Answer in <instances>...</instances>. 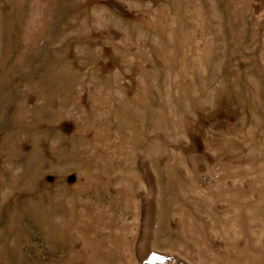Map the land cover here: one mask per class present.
<instances>
[{"label":"rangeland","instance_id":"1","mask_svg":"<svg viewBox=\"0 0 264 264\" xmlns=\"http://www.w3.org/2000/svg\"><path fill=\"white\" fill-rule=\"evenodd\" d=\"M127 1L139 3L141 6L149 4L151 10L179 18L186 2H193L117 0V3L123 5ZM213 1L221 27L219 30L212 27L207 29L206 35L213 44L203 55L191 42V32L186 25L183 29L177 26L174 34L175 39L184 45L187 43V47H183L181 52L170 53L171 46L165 34L141 27L139 18L128 20L114 12L113 18L119 33L131 34L135 38L137 31L132 30L141 29L149 39L160 35L163 53L170 55V62L165 65L156 59L152 50L148 57L146 53L142 58L138 55L134 58V50L128 48V57H133L134 60L127 70L119 55L116 56L107 49L106 33L96 34L84 26V23L90 22L91 10L98 6L96 3L88 4L85 0H47L46 4L42 3L44 7L42 5L40 8L44 13L39 20L42 25L38 23V29L42 32L44 26H48L50 40L28 57L27 71L18 74L9 69L21 53L22 47L27 44L36 46L38 42L36 37L27 43L23 38L31 0H0V264H84V261L73 255L72 243L74 237L82 240L92 239L96 227L106 230L109 234L112 229H132L134 234L130 240L131 251H146V255L152 259L150 261L144 255L147 260L141 256L142 262L136 258V264H163V258L166 259H163L166 261L164 264H171L172 261L173 264H196L193 251L182 249L180 236L168 229L169 221L171 222L174 216H181L184 209L180 207L182 202L181 206L192 210H188L189 214L202 226H207V214L210 216L211 225H215L217 232V235L208 240L212 253L222 254L223 251L226 252V247L231 248L233 244H237L236 257L231 253L228 256L224 254L225 257L222 255L218 263L230 259L233 263L242 264L240 245L249 242L251 246H247L249 250L251 248V252H262V258L255 264H264V201L258 206L255 225L245 226V232L243 231L235 241L231 230L233 225H237L238 231L240 226L243 227V218L247 219L248 216L242 206L258 204L259 189L260 192L264 191V186L258 185L259 182L264 184V0ZM200 3L207 17L209 0H201ZM52 8L55 19L49 23L44 16ZM149 43V40L145 42L146 50L151 48ZM104 48L108 51L105 52ZM96 50L100 53L97 54ZM142 61L146 64L144 72L140 68ZM114 74L117 76L116 86L112 80ZM91 80L97 81L100 86L119 87L125 91L130 126L125 124L123 108L115 101L108 102L106 106L99 105L95 109L90 103L78 101L77 93L71 92L72 81L87 84ZM177 88L183 93L176 94ZM142 90H146L144 96L140 93ZM63 99L65 102H62ZM155 99L169 110L175 111L178 118L177 123L173 124L166 112H163L164 116L159 125V130L164 133L162 134L166 139L176 140L175 144L181 151L174 155L170 163L167 160L172 158L169 152L162 158L154 155L152 140L147 135L151 123L154 125L156 122L151 113L155 108ZM73 105L76 106L75 109L72 108ZM63 108L66 109L65 119L60 118V110ZM70 108L74 116L68 117ZM96 109L107 110L108 117L104 123L94 118ZM218 109H222V113ZM79 115L83 117L85 129L78 126L75 116ZM139 119H143V131ZM127 127H131L136 133L133 139L136 140L133 143L135 152L137 155L144 153L143 155L148 156L159 175L160 210L164 223L161 222L157 227V244L154 247H151L150 241V247L148 242H142L148 220L142 212L143 202L139 195L136 191L131 192L136 194L127 195L114 187L126 176L130 168L129 174L139 175L138 165L128 168L116 162L110 164L107 160L110 152L106 151V148H113L116 135L124 141ZM100 128L103 129L102 134L99 132ZM163 146L168 148L166 143ZM92 150V159L97 161V166L106 167L109 176L113 172L119 174V179L114 176H111L110 180L104 179L103 183L108 182L105 183L108 192L103 189L105 192L99 190L92 194L80 193L71 186L74 182L73 174L66 177L54 172V168L72 163L75 165L74 170L78 168L77 171L90 173L93 164L89 162L87 155ZM216 162L226 163L234 168L245 166L246 169H241L234 178L229 177L231 175L223 178L224 176L211 172ZM8 166L23 168L22 176L14 186L10 180ZM180 167L191 172V183L182 180ZM232 181L237 184H232ZM216 182H223L225 190H241V195L245 196L243 202L229 192L220 196L214 194L212 188ZM9 189L11 191L5 193L3 201L1 195ZM141 189L146 191L145 193L150 192L147 183H143ZM63 197L64 202L58 203L57 200ZM66 198L75 203V208L66 207ZM131 198H136L139 202L135 199L132 202L135 203V208L125 209L124 203L132 201ZM86 200L91 203L82 206L87 215L94 216L96 208L105 207L107 210L104 218L95 216L98 218L91 227L84 226L83 216L79 212L80 203ZM192 203L198 205V213L190 207ZM236 209L238 210L235 213ZM224 214H227L226 218ZM117 220L123 224L117 226ZM62 226L65 229L62 230ZM66 227L69 234H74L73 241L66 234ZM257 229L262 230L261 249L252 243V232L258 231ZM243 234L244 240L247 237L246 243L242 240ZM148 250L157 252V257L147 253ZM134 252L133 254H136ZM159 253L162 256L158 257ZM94 260L102 264H126L119 255L104 252L96 254ZM248 261L250 260L243 264H248ZM250 262L249 264H252Z\"/></svg>","mask_w":264,"mask_h":264},{"label":"bare ground","instance_id":"2","mask_svg":"<svg viewBox=\"0 0 264 264\" xmlns=\"http://www.w3.org/2000/svg\"><path fill=\"white\" fill-rule=\"evenodd\" d=\"M45 1L47 2V0H31V2H30L31 4L29 7V19H28L25 31H23L24 32L23 38H24V41L27 43L36 37V40L38 42L36 44L34 43L36 46H27V45H29V44H27L26 46L22 47L21 53L19 54L17 59L14 61L12 68L9 69L10 71H13L12 73H18V74L25 73L28 69V66H27L28 57H30L32 54H34V52L36 53V51L40 47H43L46 44H48V42L50 40V34H49V29H48L49 27L48 26H44V31H42V32L38 29L39 28L38 27L39 20L42 18L43 13H44L43 9L41 10L40 8H42L41 7L43 5L42 3H44ZM85 1H87L88 4L89 3L90 4L96 3L98 5L97 8L94 7V9L91 10V16H90L91 19H90L89 23H84L85 28H87L88 30H90L96 34H101L102 32L106 33L107 46H108L107 49L108 50L110 49V51H112L116 56L119 55V57L122 59L123 64L127 70L130 69L131 63L134 60L135 55H138L140 58H142V56H144V54L147 53V57H148V54H150L151 50H152L153 51L152 54H154L156 56V59L158 58L165 65H167L170 62V58H168V56H170V55H166L163 53V47H161V38L162 37L160 38V35H154L152 37H151V35H149L151 37V39H149L147 34H145L146 32L143 31L144 32L143 33L141 29L132 30L135 32L137 31L135 38H133V35H131V34L130 35H123L122 32L119 33L118 25H117L115 19L113 18L114 12H118L121 16H123L124 18H126L128 20H131L134 18H139L140 23H141L140 24L141 27L144 26V27H147L148 29H151L153 32L158 33V31H159V32H162V34H165L166 40L169 42V45L171 46V52L170 53L181 52L182 48L187 45V43H186V45H184L183 42H181V41L178 42L175 39L176 36L174 34L175 33L174 29L177 26H179V27H181V29H183L186 25V27L191 32V36H190L191 42H193L195 44V46L197 47V49L199 51H201L202 55H203V53L208 52L207 50L213 44V43L211 44L210 41L208 40V37L206 35L207 29L209 27H212L216 30H219L220 29L219 27H221V23H220L218 17H216L215 4H214L213 0H209V12H208L209 14H207V17L202 10L201 3H200L201 0H192L193 2H191V3L186 2L185 6L183 8L182 15L180 16L181 19L175 15L171 17V16H167L165 13L155 11V10H151V8L148 6L149 4L147 6H144V5L141 6L139 3H135V2L133 3V2L127 1V2L123 3V5L122 4L119 5V3H117V0H85ZM46 2H45V4H46ZM143 6L146 10L145 9L143 10ZM43 7H44V5H43ZM46 7L47 6L45 5V8ZM45 10H47V9H45ZM0 17H1V15H0ZM44 19H46V22L48 21L49 23L54 21L55 16H54V9L53 8H52V10L51 9L49 10L48 14H45ZM1 24L2 23H1V18H0V27H2ZM39 24L42 25L41 23H39ZM126 32H129V31H126ZM94 33H93V35H95ZM0 37H2V36H0ZM147 40H149V42H150L149 44H151V48L149 50H146L147 48L144 47L145 42H147ZM211 42H213V41H211ZM128 48H132L134 50V54H133L134 58L128 57ZM107 49L104 48L105 52L108 51ZM96 51H97V54L100 53L99 50H96ZM143 61H145V60H143ZM140 68H141V71L144 72L146 69V64L143 62L140 65ZM112 80L116 86V81H117L116 74H114L112 76ZM140 81L142 82V78H140ZM172 82H174V81H172ZM71 86H72L71 92L74 91L79 96L78 101L90 103V106L94 109L96 107H98L99 105L100 106H106V104L108 102L110 103L112 101H115L120 107L123 108V118L125 120V124L129 125V119L127 117V112L129 111V107L127 105H125V103H126L125 101L127 100L126 99L127 96H126L125 91H122L121 89H119V87L113 88L112 86H106V85L100 86V84L95 80H91L87 84L83 83L82 81H74V82L72 81ZM144 87L145 86L143 84V88ZM140 93L144 96V94L146 93V90H142ZM175 93L180 95L183 92L177 88L175 90ZM64 100L65 99H63L62 102H65ZM42 102H43V100H41L40 103H42ZM154 103H155V108L153 111H151V113H152L153 119H155L156 122L154 125L151 123L150 128L147 131V135L152 140L153 148L155 151L154 155H156L159 158H162L167 152H169L172 155L171 159L170 158L167 159L170 163L171 160L174 159V155L178 154V152L180 153L181 151H179L178 147L175 144L176 140H171V141L169 140L168 141L166 139L165 135H163L164 133L159 130L160 129L159 125H160L161 120L164 116L163 112H166V114L173 121V124L177 123L178 118H177L175 111L169 110L161 102H159L157 99H155ZM72 108L75 109L76 106H74ZM96 110L97 111L94 112V118L96 120H98L99 122H103L105 119H107V117H108L107 110L106 111L105 110L103 111V109L102 110L96 109ZM203 110H205V109H203ZM218 111L222 113L223 110L218 109ZM60 113H61L60 114L61 119L64 117L66 118V109L65 108H63L62 111L60 110ZM67 116L68 117L74 116V113L71 110V108L68 110ZM75 117H76L78 126L83 127L82 129H85L84 128L85 127L84 126V120H83L82 115L75 116ZM139 120H140L141 129L143 131V127H144L143 119H139ZM130 124H131V122H130ZM102 130L103 129L99 130V132L101 133ZM193 130H194V128H193ZM96 134H97V132H96ZM134 136H136V133H135V131H133L131 129V127H127L126 137H125L124 141H122L119 138V136L116 135V137H115L116 141H114L113 148H106V151L110 152V154L107 155L108 156L107 160L110 164H113L116 162V163L120 164L122 167H128V168L131 166L133 167L134 165H138L137 167H139V169H140V172H138L139 175H137L135 173L129 174L128 172L130 171V169H131L130 168L129 171L127 172L128 174L126 173V176L123 179L119 180L114 185V187L117 190H120V192H123L124 194L127 193V195L133 191H136L137 195H139L138 197L143 202L144 211H142V212H144V215L146 214L145 218H147V220H148V223L145 226V229L143 228L144 232H145V238L143 239L142 242L144 244L148 242V245L150 247V243H149V241H150L151 247H154L157 244V241H156L157 227L162 224L161 222L164 223V217L162 216L161 210H160L161 209V206H160V192H161L160 187H161V185L159 182V175H158L157 171L152 167L150 158L148 156L146 157L145 155H143L144 153H140V155H137V153L135 152V148H134L135 144L133 145V143L136 140L133 141ZM165 143H166V146L168 148H165V146H163ZM209 144H211V143L209 142ZM188 146H189V144H188ZM102 147H103V145H102ZM206 147H207V145H206ZM95 148H96V146H95ZM91 149H93V148H91ZM102 150H104V149H102ZM216 156H217V154H216ZM195 157L196 156H194V158ZM92 158H94V151L93 150L90 151L89 155H87V159L89 160V162H91V164H93L92 171L90 173H87V171L83 172L81 170H80L81 172L77 171L78 168L76 170H74L73 168L75 167V165L72 163H68L65 166L60 165L61 167L54 168V172H57L58 174H60L62 176L66 175V177L70 174H73L74 182L71 186L74 187L80 193H89V194L91 193L92 194V192L96 193L97 191L99 192V190L100 191L103 189L106 190V188L108 186L105 183H108V182L103 183L104 179L107 178V180H108L109 178H111V176H114L115 178L119 179V174L117 172H113V174L109 176L107 174L108 172L106 171V167L97 166V161L93 160ZM192 161H194V160H192ZM176 165H178V163ZM198 165H199V163H198ZM185 168H187V167H185ZM243 168H245V166H237L234 168V167L227 165L226 163L216 162L214 164V166L212 167L211 172L214 175L224 176L223 178H225L227 175H231L229 177L234 178L235 174L237 172L241 171V169H243ZM22 169L21 168H11L8 166V171H9L12 186H14L15 182L18 181L20 179V177L22 176ZM51 169L53 171V168H51ZM188 169H190V168H188ZM179 170H180L181 176L183 178V179L182 178L181 179L186 181L188 184L191 183L192 182L191 172L189 173L187 170H185L182 167H180ZM194 173H195V171H194ZM209 176H210V174H209ZM193 182L196 183L195 181H193ZM143 183H144V185H145V183H147V185L150 187L149 193H145L146 191L145 192L142 191L141 185ZM222 183L216 182L214 184V186L212 188V191H214V194H216L217 196H220V194H223V193L227 194L229 192L234 197L236 196L239 200H241V202H243V198L245 196L243 197L242 196L243 194L241 195V193H242L241 190H236V191L235 190L232 191L229 189L225 190V188L222 186ZM262 183H264V182H262ZM232 184L236 185L237 183H233V181H232ZM66 185H67V183H66ZM258 185L264 186V184H261L260 182ZM189 186H191V185H189ZM253 186H255V185H253ZM66 188H68V187H66ZM250 188H252V187H250ZM262 188H264V187H262ZM65 190H67V189H65ZM105 190H103V192H105ZM10 191H11L10 189L8 191L5 190L4 193L2 191L3 194L1 195V197H2L3 201H4L5 196H6L5 193L10 192ZM61 191L63 192L64 190L61 189ZM263 192H260V189H259L258 204H252L249 206H242L243 210H244V212H246L248 218L247 219L243 218V221L244 220L245 221H244L243 227L242 226L239 227V231H238L237 225L232 226L231 230L233 231V234H234V237H233L234 241L237 240L240 237V235L245 232L247 226L249 227L251 225H255V214L258 210L259 204H261L264 201ZM136 193H131V194H136ZM252 193H250V194H252ZM191 194L192 193L187 194V195H191ZM244 194H245V192H244ZM60 195L62 196L61 193H60ZM61 196H59V197H61ZM247 196H249V195H247ZM192 197H193V195H192ZM189 198L191 199V197H189ZM131 199H132V201L130 200V201L124 203L125 209H129V208L134 207L135 203L133 204L132 202H133V200L135 201L136 198L135 199L131 198ZM252 200H254V199H252ZM57 201H58V203L62 204L64 202V197L59 198ZM108 201H109V199H108ZM110 201H111V199H110ZM89 203H90V201H88V200L84 201V203H80L81 207L79 209V212L83 216V220H82L83 222L82 223L84 224V226L91 227V226H94V223H95L94 220L98 218V217L95 218V216H99V218H102V217L104 218V216L107 215V210L105 209V207H100V208H96V212L94 213V216L93 215H87L86 211L82 208V206L89 204ZM65 204H66L67 208L75 206V203L70 202L69 199H67V198H66ZM181 204H180V207L184 208L182 210L183 212H181V214H180L181 216L180 217L178 216V218H176L175 216L174 217L172 216L173 218H172L171 222L169 221V223H168L169 224L168 229H170L172 232H174L180 236L181 242H182V244H181L182 249H187L188 251H190V250L193 251V255H195V257H196V264H236L235 262L233 263V261L230 259H228L222 263H218V262L220 261L219 259H221L220 257L222 255L225 257V255L228 256V254L231 253L233 255V257H236L235 249L238 247L237 244H233L231 248L230 247H226V248L223 247V248H225L226 252L223 251L222 254L212 253L210 250L208 240L210 238H212L214 235H217V232L215 231V225H211L212 220H211L210 216L207 214V217H206L207 226H202L189 214V212H188L189 208L187 209V208L181 206ZM90 205H91V203H90ZM185 205L187 206L188 204H185ZM101 206H103V205H101ZM202 206L203 205H201V208H203ZM108 207H109V205H108ZM190 207H192V209L198 213L199 208H198L197 204L192 203ZM141 210H143V209H140V211ZM177 210H178V207H177ZM237 210L238 209L234 210V212ZM140 211H138V212H140ZM193 214H195V213L193 212ZM174 215H176V214H174ZM200 215H202V214L200 213ZM204 216L205 215H203V217ZM141 217H143V219H144V216L141 215ZM167 217H169V216H167ZM226 217H227V214H224V218H226ZM198 218H200V216H198ZM116 224H117V226H120L123 223L120 220H117ZM141 224H143V223H141ZM67 227H66V234H68L70 240L73 241L75 238L74 242L72 243L73 244V250H74L73 255L76 258H78L79 260L84 261L86 264H102L101 262L96 263L94 260L95 255L100 253V252L108 253L109 255L110 254H117L125 261L126 264H136L138 258H139L138 261H140L142 259L141 256H143V258H145V256H147L145 253L146 251L144 252L143 250L142 251L138 250V252L133 251L136 254L138 253L137 256H136V254H133V252L131 251L130 240H132V235L134 233H133L132 229H130V228L124 229L122 231L118 230V228L112 229L111 230L112 232L110 231L111 233L109 234V233H107L106 230H103L100 227H96L93 230L92 234H95V236L92 237V239L82 240V239H77L78 237H74L73 236L74 234H72V233L69 234V231H67ZM241 227H242V231H241ZM253 227H255V226H253ZM135 228H138V227H135ZM255 228H257V227H255ZM61 229L63 230L65 228H63V226H62ZM138 230H140V228ZM249 230H251V229H249ZM257 230L258 231H256V232L255 231L252 232V240H253L252 243L255 247H259L261 249V238L260 237L262 235V230H260V229H257ZM135 232H137V231H135ZM137 233H139V232H137ZM238 233H240V234L238 235ZM247 234L248 233H246V235ZM177 235H176V237H177ZM244 235L245 234H243L242 240H244ZM138 238H139V236H138ZM246 238H245V240H246ZM249 239H250V235H249ZM245 240H244V242L246 243L247 240L246 241ZM216 243L218 245V242H216ZM247 243L249 244V242H247ZM248 244L240 245L239 254L243 256L242 264L246 260L251 261V262L248 261V264H249V262L252 264H255L262 258V252L257 251V250L256 251L253 250L251 252L250 251L251 248H250V250L248 249V246H251V244H249V245ZM143 247H144V245H143ZM144 249L146 250L145 247H144ZM150 249H152V248H150ZM157 250H159V249H157ZM161 251H159V252H161ZM163 251H164V248H163ZM262 251H263V249H262ZM143 253H145V254H143ZM147 253H151V254H153L151 256L157 257V254H156L157 252H155V251L148 250ZM160 255L161 254L159 253L158 257H160ZM168 258H170V257H168ZM168 258H167V261H168ZM46 259H43V260L46 261ZM148 259H149V257H148ZM163 259H165V258H163ZM163 259H162V261L164 264V261L166 259L165 260H163ZM173 259H174V256H173ZM145 260H147V259L145 258ZM171 260H172V256H171ZM174 260H175L174 262H176V259H174ZM140 262H142V261H140ZM172 262H171V264H173ZM154 263H155V261H154ZM138 264H140V263H138ZM150 264H152V263H150ZM185 264H186V262H185Z\"/></svg>","mask_w":264,"mask_h":264}]
</instances>
